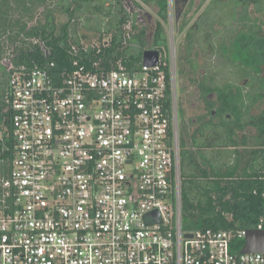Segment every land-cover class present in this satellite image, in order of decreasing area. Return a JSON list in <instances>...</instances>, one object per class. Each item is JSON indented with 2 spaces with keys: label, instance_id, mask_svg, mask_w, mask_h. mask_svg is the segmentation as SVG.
Masks as SVG:
<instances>
[{
  "label": "built area",
  "instance_id": "built-area-1",
  "mask_svg": "<svg viewBox=\"0 0 264 264\" xmlns=\"http://www.w3.org/2000/svg\"><path fill=\"white\" fill-rule=\"evenodd\" d=\"M122 31L120 56L83 58L110 37L70 44L61 73L53 63L16 66L18 42L6 48L13 158L0 180V264H264V252H242L264 218L254 228L182 230L177 39L154 50L155 66H128L132 19Z\"/></svg>",
  "mask_w": 264,
  "mask_h": 264
},
{
  "label": "trees",
  "instance_id": "trees-1",
  "mask_svg": "<svg viewBox=\"0 0 264 264\" xmlns=\"http://www.w3.org/2000/svg\"><path fill=\"white\" fill-rule=\"evenodd\" d=\"M132 2L136 7L154 4L157 9L150 39L127 9V0H0V60L8 45L18 42L16 66L53 63V73L70 70L66 49L82 45L79 26L97 32L99 43L110 37L108 48L96 56L90 48L83 58L109 60L120 56L122 26L132 19L134 47L122 57L128 66H136L149 48L166 45L168 0ZM208 8L215 10L209 20ZM58 16L65 22L58 24ZM33 40L44 43V49ZM196 51L202 64L194 57ZM219 61L225 70L219 69ZM183 63L206 115L187 130L192 152L184 135L178 137L182 230L254 228L264 218V110L250 115L252 107L264 100V0H210L186 32ZM224 71L229 76L220 75ZM223 80L227 81L220 84ZM5 86V77H0V180L13 158L5 136L10 121L2 113ZM211 95L216 101L208 99ZM248 128L257 131L251 141L240 136Z\"/></svg>",
  "mask_w": 264,
  "mask_h": 264
},
{
  "label": "rangeland",
  "instance_id": "rangeland-1",
  "mask_svg": "<svg viewBox=\"0 0 264 264\" xmlns=\"http://www.w3.org/2000/svg\"><path fill=\"white\" fill-rule=\"evenodd\" d=\"M135 0H127V9L131 14L136 16V21L139 19L137 23L138 27L146 28L148 32V36H151L152 28L155 22L158 20L157 17V9L154 4H150L149 6L140 5L141 7H136L133 5ZM210 0H189L186 8L184 9L178 23H175L174 19V10L172 13V17H170L171 26L169 23L166 24V33L167 36H176L177 39V56H176V94H177V102H178V131L179 134L184 135L186 139L187 148L192 152L193 148L188 138V131L190 128L192 129L198 121L205 116L204 104L200 98V95L197 89L190 85L187 81L188 78V69L183 63V53L186 47V32L190 28V26L194 23L195 19L206 9V6L209 4ZM213 7V6H212ZM173 9V5H172ZM212 8H208V11H211ZM215 10L212 9V12L209 13L207 20L214 17ZM207 14V13H206ZM221 15V13H220ZM255 15V14H254ZM206 16V15H205ZM217 17V15H215ZM58 24H62L65 22L64 16H58ZM206 20V21H207ZM178 26V29H177ZM79 36L82 42L85 44H91L95 38H97L98 33L93 30H88L79 26ZM150 39V38H149ZM150 40H148L149 42ZM199 58V62L202 64L204 62L203 58H201L199 52L194 53V57ZM169 60V59H168ZM167 60V61H168ZM222 62V61H221ZM220 68L226 69V66L220 61L218 64ZM227 71H229L227 69ZM202 73V69L199 71ZM227 72H221L220 75H225ZM226 76H229V72ZM223 80L220 82L222 84ZM246 83V82H245ZM244 81L240 82V84L244 85ZM211 101H216L217 96L211 95L208 97ZM264 110V100L257 102L251 109V116H258ZM204 119V118H203ZM207 119V118H206ZM247 136L251 141L253 137L257 135V131L248 128L245 132H242L240 136Z\"/></svg>",
  "mask_w": 264,
  "mask_h": 264
},
{
  "label": "water",
  "instance_id": "water-1",
  "mask_svg": "<svg viewBox=\"0 0 264 264\" xmlns=\"http://www.w3.org/2000/svg\"><path fill=\"white\" fill-rule=\"evenodd\" d=\"M175 23H178L184 9L186 8L189 0H172ZM139 22V19L136 21ZM158 60V53L154 50H147L142 54V63L145 66H155ZM264 252V231L256 233L253 231L247 232L246 243L242 249L243 253L246 252Z\"/></svg>",
  "mask_w": 264,
  "mask_h": 264
}]
</instances>
